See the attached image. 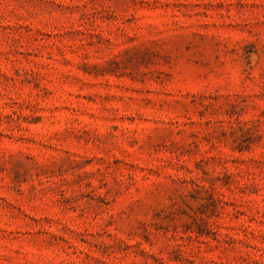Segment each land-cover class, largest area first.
<instances>
[{
  "label": "rangeland",
  "instance_id": "rangeland-1",
  "mask_svg": "<svg viewBox=\"0 0 264 264\" xmlns=\"http://www.w3.org/2000/svg\"><path fill=\"white\" fill-rule=\"evenodd\" d=\"M0 264H264V0H0Z\"/></svg>",
  "mask_w": 264,
  "mask_h": 264
}]
</instances>
